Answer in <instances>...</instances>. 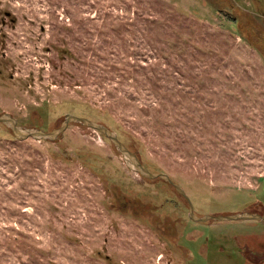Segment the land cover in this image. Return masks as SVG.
Segmentation results:
<instances>
[{
  "label": "rangeland",
  "instance_id": "1",
  "mask_svg": "<svg viewBox=\"0 0 264 264\" xmlns=\"http://www.w3.org/2000/svg\"><path fill=\"white\" fill-rule=\"evenodd\" d=\"M209 1L0 0V114L44 130L97 120L199 216L261 214L264 56L238 26L263 47L264 0ZM189 206L90 127L46 140L0 124V264H247L246 248L264 251L263 220L195 221ZM170 219L186 237L166 234Z\"/></svg>",
  "mask_w": 264,
  "mask_h": 264
},
{
  "label": "water",
  "instance_id": "2",
  "mask_svg": "<svg viewBox=\"0 0 264 264\" xmlns=\"http://www.w3.org/2000/svg\"><path fill=\"white\" fill-rule=\"evenodd\" d=\"M80 123L87 127H90L104 136L109 138L111 142L115 145L116 149L123 155L125 162L127 165L134 171L138 172L141 176L149 178V179H163L173 185L178 192L183 194L190 202L189 210H190V218L195 221L206 222L209 220H217V221H229V220H263L264 217L257 212H237L231 214H204L203 216H199L196 214L194 210V206L190 201L189 196L187 195L185 189L177 183L167 172H157L150 170L145 163L142 161L140 156L131 150L122 140H120L116 131L112 130L106 124L99 122L97 120L88 118L86 116H80L76 114H67L64 117L62 123L52 129V130H44L38 127H25L19 124L18 119L13 116L9 112H4L0 114V124L3 123L7 127H9L13 133V135L17 139H27L30 137L36 139H46V140H56L60 138L66 129L68 128L70 123Z\"/></svg>",
  "mask_w": 264,
  "mask_h": 264
},
{
  "label": "trees",
  "instance_id": "3",
  "mask_svg": "<svg viewBox=\"0 0 264 264\" xmlns=\"http://www.w3.org/2000/svg\"><path fill=\"white\" fill-rule=\"evenodd\" d=\"M205 2H206V0H204ZM209 2H211V4L213 5V6H215L218 10H222V8L221 7H225V8H227V10L229 9L230 10V8L231 7H229V6H227V4H225L224 3V0H220V2H216L215 3V0H210ZM227 10H225V11H227ZM229 12V11H228ZM231 15V17L233 16L232 14H230ZM235 20H237V19H235ZM239 24V23H238ZM240 26V27H239ZM239 26H238V30H239V32H240V34L242 35V36H245V38L249 41V42H251V43H253V44H255V46H258V47H260V49H261V51H262V53H263V56H264V46L262 47L259 43L257 44V42L255 41V40H253L252 39V35H251V32H250V26H249V24L247 23V25H246V27H244V29H242V27H241V25L239 24ZM256 40L257 41H259L258 40V38H256ZM145 163V162H144ZM145 165L147 166V164L145 163ZM148 167V166H147ZM150 170H152V171H156L155 169H152V168H150V167H148ZM158 172V171H157ZM160 172V171H159ZM157 179H160V178H157ZM115 191H117V190H115ZM172 201H178V200H176V199H172ZM253 202H252V204H251V207L252 206H254V209H250L251 211H259L260 209V212H261V214L262 215H264V201L262 200V199H260V197H255L253 200H252ZM125 202V201H124ZM256 205H258L259 206V209L258 208H256ZM122 206V205H121ZM171 221V222H170ZM170 221H169V228L166 230V234L168 235L169 233H170V230L172 229H174L175 228V233L176 232H179L180 233V239H182V235L184 234V236L186 237L187 236V232H184L183 231V227L184 226H182V227H179L178 226V224H180L179 223V221H177V220H175V219H170ZM164 222V221H163ZM170 236H171V234H170ZM192 244H193V247H194V249L196 250V251H198L197 250V247L194 245V242H192ZM254 247V249H252L253 250V252H255V253H252V252H250L249 251V249L248 248H246V250H245V253H246V255H247V264H264V251H263V246L260 244V246L259 247H257L256 248V246H253ZM192 252V251H191ZM200 252L202 253V254H204L201 250H200ZM192 254H193V252H192ZM195 255V254H194ZM205 258H203V257H200V261L198 260V262H199V264H210L209 263V261L206 259L205 260V262H201L202 260H204ZM262 259V260H261Z\"/></svg>",
  "mask_w": 264,
  "mask_h": 264
}]
</instances>
